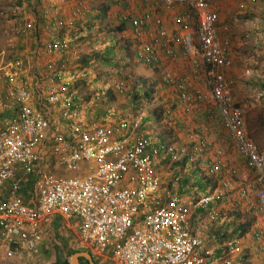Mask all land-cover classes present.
Returning a JSON list of instances; mask_svg holds the SVG:
<instances>
[{
    "label": "built area",
    "instance_id": "1",
    "mask_svg": "<svg viewBox=\"0 0 264 264\" xmlns=\"http://www.w3.org/2000/svg\"><path fill=\"white\" fill-rule=\"evenodd\" d=\"M147 1L166 7L174 4L188 7V12L184 10L174 18L182 30L183 53L190 57L195 69L202 66L207 73L210 98L217 106L234 149L254 173L252 183L237 191L238 202L247 205L251 190L256 208L264 217V153L248 135L243 110L225 81L223 71L233 63L227 52L228 40L219 39L215 0ZM24 6L23 3L20 7L22 13ZM81 11H71L66 24L73 25ZM150 21L155 22L156 29L159 27L160 35H167L160 25L161 19H153L151 12L133 19L132 23L139 28ZM158 47L142 45L137 53L139 59L156 63ZM69 48L70 39L65 34L44 43L43 52L48 54L45 94H37L45 112L35 107V97L27 83H15L14 75H9V87L0 94V110L10 101L16 110L0 125V186L10 181L8 197L0 199L1 239L9 244L18 243V250L38 253L43 227L58 215L73 228L80 246L110 264H233V256L239 250L237 244L222 242L219 251L208 246L196 232L183 197L163 185L156 167L159 144L156 136L142 129L141 116H120L109 107L100 120L91 124L78 119L76 102L80 97L73 84L79 74L70 70L64 57ZM164 50L167 55L174 54L169 46ZM165 84L176 87L187 108L207 96L201 91H185V78L167 76ZM114 87L124 92L125 81H116ZM104 93L100 89L95 99H101ZM50 106H57L62 118L69 119L63 130H54L48 113ZM71 106L74 110L69 109ZM207 144L206 140H200L197 151L202 152ZM167 150L172 160L178 159L174 146L167 145ZM46 151L54 164L76 174L61 176L50 172L46 167L49 157ZM220 155L221 151H217L213 163H205L209 173H218L224 167ZM19 170L36 174V200L31 206L23 203L20 196ZM222 186L193 198L195 209L207 211L206 221L217 217L215 203L232 188L230 181ZM210 204L214 205L209 207Z\"/></svg>",
    "mask_w": 264,
    "mask_h": 264
},
{
    "label": "rangeland",
    "instance_id": "2",
    "mask_svg": "<svg viewBox=\"0 0 264 264\" xmlns=\"http://www.w3.org/2000/svg\"><path fill=\"white\" fill-rule=\"evenodd\" d=\"M17 1L18 0H0L1 95H3L4 91H6L9 87V75H14L13 77H17V81H14L15 83L25 82L27 83L29 89L33 90L35 107L40 109L42 112H45L46 109L41 106L37 94V92H39V95L43 96L45 94L44 87L46 86V73L43 67L48 56L46 57L43 53L42 44L47 42L49 36H52L55 26H60L55 29V33H60V31H62L63 33L60 34H67L70 39V48L64 57L67 59L70 70L76 71L79 74L78 79L74 82V89L80 97L79 101L76 102V109L80 114L78 119L86 124L96 122L99 117L89 118V115L95 114V111H101V109L107 106L114 108L120 113V116L138 115L144 118L148 115V122L145 123L146 128H144V130L151 135L153 134V136H156V142L162 145L164 151L167 149L166 141L168 138L165 137L163 139L162 135H159V133L162 134L164 130L170 131L171 127H175L173 128L171 135L176 142L173 139L171 144H174L176 147L181 145L180 147L182 148V151L185 152L179 153L178 159L176 160L177 162H174L175 160L172 159H165L163 161L166 162L163 163L161 162L163 156H157V173L160 175L163 185L171 184V188L181 194L187 208L189 209L190 219L191 213H193V220L198 222L200 219H197V217L200 216V218H202L205 214L203 212L202 214H198L199 212L196 210L199 211V209H195L192 204L193 198L194 196L201 195L210 189L207 188L205 191H201V189H199V183L201 182L199 177L202 178L203 181L209 180L216 188L221 186V181L229 180L232 184V188L224 194L223 198H220L216 202L214 208L217 212L221 213V216L225 217L224 222L231 221L232 219L228 218V212H242L243 203L239 204L237 191L239 190L238 188L244 186L242 182H240L243 176H239L236 172L234 173L230 168L231 165H235L233 164V158L237 155H235L231 142L221 138L222 134L228 137V131L223 127V120L220 119V115L217 111L213 112V116L206 117L200 110L205 108L200 105H205L206 111L207 109L212 111L215 110L214 104L211 105V102L209 101V97L206 96L202 101L197 102L199 106L197 105L198 107L195 109L200 111V115L197 114V116H187V119H184L182 108L180 106L173 105V102H171V97H174L173 95L176 93L173 88L166 87V89H163V87H160L158 84H152V82L148 81V78H150L151 80L154 79V81L162 83L166 73L162 72L160 69L159 71H156L153 68L145 67L142 60L139 59L136 54L140 49L139 42L141 39L136 38V41L135 39H132L133 37L132 34H130V30H127L122 35L117 32L113 33L116 46L121 43H126V45H128L125 54L124 52L121 53V55L117 54L116 57H118V59L115 57V61L118 62V65L107 66L100 61V58L93 56V53H103V47L107 45V41H109L110 36L106 34L105 28L118 25L117 14H119L122 9V7H120V5H122L120 0H117L119 1L117 4L113 3L111 0H26L27 11H25L24 8V13L20 12L21 10L18 9L19 5ZM35 1L37 3H35ZM34 4H36L35 7L32 6ZM82 5L87 9L84 13L81 8ZM103 6H107L106 12L102 14L103 16L101 18H96L95 15L100 13L99 9ZM248 6L249 8L253 7V4L249 2ZM74 9H82L81 19L75 20L74 25L70 26L74 28L75 31H80L81 36L78 38H74L71 28H66L69 27L66 24L68 17ZM41 10L42 12H40ZM160 11L162 10L160 9ZM250 12H252L254 14L253 16H255V13L252 10H250ZM41 14L43 21L40 18ZM236 14L238 13L236 12ZM155 17L157 16L154 15L153 19ZM58 21H61L62 23L60 22L61 24H58ZM152 23L154 25L155 22L152 21ZM89 24L94 27L90 32H86V26ZM62 28H65V30H62ZM21 29H24L25 31L22 32ZM49 32H52V34ZM85 34L88 36H85ZM35 47L38 48V51L34 50ZM253 55L255 56L256 61H264V54L261 53ZM177 58H180L179 60L184 63V65L189 64V57H183L180 55ZM174 59L176 60V58ZM176 61H178V59ZM232 66L237 72L233 71L232 68H229V71H227V77L228 75L233 76L236 73H239L237 80L241 85L240 89L244 95H253L252 89L249 91L246 84H243L246 83V81H250V79L264 77V69H251L249 67L243 68L242 66L240 67V65H236V67L234 63ZM191 68L193 71L194 68L192 66ZM184 73L188 74L189 69H185L183 74ZM195 73H199V71H196ZM35 75L42 79L41 82L38 83L37 89H35L34 85V82L36 81ZM118 80L125 81L124 92H118L115 89L114 84ZM204 85L208 91L201 90V92L208 95L209 87L205 79L201 81L197 88L203 89ZM230 88L232 90V86ZM100 89H104L105 93L101 99L96 100L95 94L99 92ZM87 105H90V107L87 108ZM6 107L14 109V104L11 101L7 102ZM73 107L74 106H71L69 109L74 110L72 109ZM159 107L166 112V115H169L170 118H167L168 120L164 118L161 122H157L154 118L151 119L150 116L152 115L153 109ZM49 108L48 113L51 118L52 115L59 116L60 114L62 117V112L57 106H50ZM52 108L53 110L51 112ZM175 109H177V111ZM245 110L246 108L244 106L243 111L248 135L264 152V148L261 147V145L264 146V126L263 122L260 123L259 119L260 115H264V108L261 106L259 108H255L253 111L249 110L248 112L251 114L250 116H246ZM83 115H85V117H83ZM177 117H179L180 123L186 125V127H179L177 124H174V119ZM196 119L199 120L200 123H197ZM67 121H69V119H62V124L59 122L57 126L53 125L54 130L58 131L62 130L61 127L65 128ZM186 131L190 133L185 134L184 132ZM194 134L197 136L194 140H192ZM198 136L207 138L211 143V148L205 153H202L201 156L195 154L192 160H185L184 157L186 155H184V153L188 152L187 149H189V146L194 144ZM216 137H220V141L217 140ZM187 143L190 144L186 145ZM216 150H223V162L226 166H228L230 172H218L211 174L204 166L205 163L200 165V162L197 161L199 157L203 159L213 158ZM45 154L49 156L48 151H46ZM49 157L47 158L49 161L46 162V166L49 165V167H47L50 172L61 176H71L73 174L72 172L63 169V167L54 164V159ZM58 169L60 171H58ZM82 173L83 171L79 174ZM242 213L243 214H240L241 216L235 218L234 221L245 225L250 224L252 212L244 211ZM257 216L254 214V218ZM260 216L263 217L261 213ZM211 223L212 222L209 224ZM207 225L208 224H202L201 227L206 231V229H208L206 228ZM223 228L224 226L221 227L219 231H223ZM252 229L256 230L254 228ZM202 232L203 236L206 237V232ZM207 233H209V230ZM229 237L232 236H228L227 238ZM203 239L205 240V238ZM205 242L209 245L212 244L208 241ZM39 244L38 249L40 251ZM211 246L214 245L212 244ZM60 247L61 254H64L67 257H69L72 250H74L73 247L68 250L66 247H64L63 250L62 245H60ZM237 261L239 262L240 259Z\"/></svg>",
    "mask_w": 264,
    "mask_h": 264
},
{
    "label": "crops",
    "instance_id": "3",
    "mask_svg": "<svg viewBox=\"0 0 264 264\" xmlns=\"http://www.w3.org/2000/svg\"><path fill=\"white\" fill-rule=\"evenodd\" d=\"M36 1L35 3H37ZM249 2L253 4V7L249 8L248 6ZM148 3L149 4L147 5L146 3L142 4L141 0H127L126 2L123 3V5L125 6V7L123 6V8L126 10H129V12H131L133 16L136 15L135 13L142 14V13L151 12L153 16L156 15L157 17H161L165 23L167 37L171 40L172 46L176 50L181 49L183 46L181 44L182 30L177 26V24L174 21V18L176 15L180 14L182 10H186L185 7L182 8V6L180 5H176L175 7L173 6L166 7L165 5H159V6L154 5L152 2L151 3L148 2ZM215 4L219 12V18L217 22V31L219 34V39L221 41L228 40L227 41L228 42L227 52H228V55L232 59V63H234L235 66L240 65V67L242 66L243 68L249 67L251 69H256V68L264 69V61L263 60L256 61L255 56L253 55V54H261V53L264 54V0H215ZM32 6L35 7L36 4ZM160 9L162 11H160ZM250 10H252L255 13V16H253L254 14L250 12ZM236 12L238 14H236ZM154 30H155V27L152 21H150L148 22L146 27L141 32H138L137 34H132V37H133L132 39H135V41H136V38L141 39V41L139 42L140 43L139 48L144 44H154L155 45L158 39H157L156 32ZM80 36H81V33L77 35V37L74 36V38H78ZM193 41H194L193 43L196 49L198 44H197L195 34H194ZM43 46H44V43L42 44V48ZM155 46L157 47V45ZM34 50L38 51V48L35 47ZM45 55L46 57L48 56V54H45ZM157 57L159 58V61L161 62L160 63L161 67H159V69L162 72L166 73L164 77L171 76L174 78H178V77L185 78L186 83H187V88L190 93L192 92L195 93L196 91H201V90L208 91L205 85L203 89L197 88L198 85H200L201 81H203L204 79L207 82L208 75L205 72L204 68L202 67H198L197 68L198 70L195 69L191 64V59L188 62L189 63L188 65H184V63H182L179 60L182 57L180 58H177L179 56L174 57L176 58V60L178 59V61H176L173 57L171 58L168 57V55L159 47L157 48ZM191 66L194 68L193 71H192ZM187 68L189 69V73L183 74V72ZM231 68L233 69V71H235L233 66ZM43 69L46 73L45 65ZM196 71L197 72L199 71V73H195ZM238 74L239 73H236L233 76L228 75V78L231 81L230 86H232V93L235 96L236 100L238 101V105L242 108V110H243V107L245 106L246 108L245 114L246 116H250L251 114L248 112L249 110L253 111L255 108H259L261 106L264 108V77L250 79V81H246V83H244L243 85L246 84L249 91L250 89H252L253 95H250V94L244 95V93L240 89L241 85L239 84V81L237 80L239 76ZM187 77L189 78V80ZM35 78H36V81L34 82V85L36 89V86L38 85L39 82H41L40 80L42 79L37 75H35ZM148 81L152 82V84L153 83L158 84V81H154V79L151 80L150 78H148ZM159 86L163 87L162 84H159ZM166 87L167 86L163 87V89H166ZM170 87H172L173 90L176 92L173 95L174 97H171L172 98L171 102H174L177 96V90L175 86H170ZM207 96L209 97V101L211 102V105L214 104L213 100L210 98V92H208ZM197 105H198L197 103H194L192 106H194V108H197L199 106ZM200 106L205 107L204 109L202 108L200 110H201V113L204 114L206 117L213 116L214 115L213 112L215 111L218 112L217 106L215 104H214V108H215L214 111L210 109H207L206 111L205 105H200ZM89 107L90 105H87V108ZM107 108H109V106L104 107L103 109H101V111H95L96 113L89 115V118L99 117L97 120H100V118L105 114ZM52 110L53 108L51 109V112ZM175 110L177 111V109ZM49 111H50V108H49ZM15 112L16 110L11 109V107L10 108L5 107L1 109L0 125H2L1 123H4V121H6L12 115H14ZM201 113L199 110L195 109L194 114H191V115L197 116V114L200 115ZM243 115H244V111H243ZM83 117H85V115H83ZM169 118L170 117H168V119ZM263 118H264V115H263ZM51 119H52V125L57 126V124H59V122H61L63 118L61 117V114H60L59 116L52 115ZM184 119H187V117L184 116ZM196 122L200 123V121L197 119H196ZM262 122L264 126V119ZM183 127H186V125H183ZM61 128L62 130L64 129V127H61ZM184 133L189 134L190 132L186 131ZM193 136L194 137L192 140H194L197 135L194 134ZM216 139L219 140L220 137H216ZM189 144L190 143H187L186 145H189ZM261 147L264 148L263 145H261ZM260 150L263 152L261 148ZM234 152H235V155H237L235 156V158H233L234 159L233 164L235 165H231L233 167H231L230 165L229 166L233 170L234 173L236 172V174H238L239 176H243L240 182H242V184L247 187L249 183L250 182L252 183V181L254 180L253 179L254 173L250 168H248V166L245 163L244 158L235 149H234ZM47 161L49 160L47 159L46 162ZM161 162L165 163V161L163 160ZM55 164L58 165L56 162ZM47 166L49 167V165ZM59 169L58 171H60ZM74 174L75 173H73L72 175ZM17 177H20L21 179L20 180V183H21L20 196L22 198L23 203L30 205V206L33 205L36 200V192L34 189L35 182L32 184L31 181L36 180V174L35 173L24 174L22 173L21 170H19L17 172ZM9 187H10V181H6L4 185L0 186V199L4 200L8 197ZM249 192L251 195L250 201L247 205L242 206L243 207L242 212L244 211L252 212V215L250 217L251 223L249 222L250 224L248 225L238 223V224H241L247 227L246 231L240 236L233 234V235H230L232 237L227 238L228 236L225 235L226 237H223L221 238V240H219L220 237H222L221 235L222 231L219 232L221 227L216 221H217V218H220V220L225 219V217L221 216V213L219 212L216 218H214L213 220L206 221L207 211H202L201 209H199V211L196 210L197 212H199L198 214H202V212L205 214L204 217L202 218H200V216L197 217V219H200V221L198 222H195V220H193V213H191V222L194 224V227L197 229L196 232L199 234L201 238L202 237L205 238V240L202 238L204 241L211 242L212 244L214 243L213 245H215V247L217 248V251L220 250L219 247H221L222 242L237 244L239 250L233 256V264H241L237 260L244 258L245 255H246V258L244 259L245 261H247L246 264H264V218L260 216V213H257L258 209L256 208V204H255L256 199L254 197V193L251 190ZM242 212L238 211L239 217L241 216L240 214H243ZM230 213L231 212L227 213L228 218H232L229 216ZM254 214L255 216L257 215L258 216L254 218ZM210 222L212 223L209 224ZM63 223H64V226H63ZM202 224H208L206 227L208 229H206V231L204 228L201 227ZM68 225H69L68 223L63 222V220L60 219V216L55 215L52 218L51 222L47 224V226L43 227L42 240H41V243L39 244L40 251L38 249V253H35V254L25 250L24 248L22 250H18V245H19L18 243L9 244L5 242L4 240H2L0 237V264H47L49 260L56 259L57 253L55 251L58 252V258L63 259L67 256L64 254H61L60 245L63 246V250H64V247H66L67 250L73 247L74 250H72L71 254L76 253L74 252L75 250L77 252H89L90 253V250L88 248H85L79 245V243L76 241V235L74 233L73 228ZM252 228L256 230H253ZM208 230H209V233H207ZM202 231L206 232V237L203 236ZM260 231H262V234H259ZM260 236H261V239H259ZM207 245L211 246L209 244ZM46 250L48 251V253L45 252ZM9 252H11V254H9ZM68 258L69 257H67V259ZM93 259L95 260L97 264H110L108 261L103 260V259H97L95 257H93Z\"/></svg>",
    "mask_w": 264,
    "mask_h": 264
},
{
    "label": "trees",
    "instance_id": "4",
    "mask_svg": "<svg viewBox=\"0 0 264 264\" xmlns=\"http://www.w3.org/2000/svg\"><path fill=\"white\" fill-rule=\"evenodd\" d=\"M22 1L23 0H18L17 1V3H18V9H20V7H21V5L24 3V8H25V11H27V9H26V0H24L23 1V3H22ZM113 3H119V1H117V0H111ZM110 1V2H111ZM127 0H120V3L122 4V5H120V7H122V9H121V11L119 12V14H117L118 15V25H115L114 27H106L105 29H106V34L108 35V36H110V38H109V41H107V45H105L103 48V53H93V56L94 57H98V58H100V61L103 63V64H105V65H107V66H114V65H118V62H116L115 61V57L117 56V54H120L121 55V53H123L124 52V54H125V52H126V49H127V47H128V45H126V43H121L120 45H117L116 46V41L114 40V32H117V33H119V34H123V33H125L127 30H130V34H137L138 32H141L145 27H146V25L148 24V23H146L143 27L141 26V27H139V28H136L134 25H133V23H132V20L133 19H135V18H138V19H141L142 17H143V15L145 14V13H135L136 15L135 16H133L132 15V13L131 12H129V10H125L124 8H123V3L124 2H126ZM141 3L143 4V3H146L147 5L149 4L148 3V1L147 0H141ZM145 4V5H146ZM160 5H162V4H160ZM177 4H174V5H172L173 7H175ZM159 6V5H158ZM125 7V6H124ZM185 7V6H184ZM184 7H182V8H184ZM83 9V13L84 12H86V8L85 7H83L82 8ZM185 9L187 10V12L189 11L188 10V7H185ZM106 10H107V6H103V7H101L100 9H99V12L100 13H97L96 15H95V17L96 18H101L103 15L102 14H104L105 12H106ZM185 10V11H186ZM184 10H182L181 12H183ZM21 12V11H20ZM40 12H42V11H40ZM88 14V13H87ZM125 15V18L123 17ZM40 18H41V20L43 21V17H42V14L40 15ZM160 19H161V21H162V23L160 24L164 29H166L165 28V23H164V21H163V19L161 18V17H159ZM77 19H81V16L79 17V18H77ZM76 19V20H77ZM218 22V21H217ZM73 25H74V23H73ZM73 25H70V26H73ZM66 27V28H71V30L73 31V33H72V35L73 36H76L77 37V35H79L80 34V31H75L74 30V28H72V27ZM94 26H92V25H88V26H86V32H90L91 31V29L93 28ZM155 27V26H154ZM216 27H217V23H216ZM58 27L57 26H55V29H57ZM158 29H156V27H155V32H156V35H157V41H156V43H155V45H157V46H159L160 47V49H162L164 52H165V50H164V48H166L167 46H169V47H171L172 49H173V51H174V54L171 56V55H168V57H177V56H180V55H182L183 57H188V55H185L184 53H183V49L181 48V49H179V50H176L173 46H172V44H171V40L167 37V35H160V33H159V27H157ZM55 29L53 30V34H52V32H49L50 34H52V36H49L48 37V40H50L51 38L53 39L55 36H61V34L60 33H63L62 31H60V33H55ZM61 29V28H60ZM62 30H65V28H62ZM69 30V29H68ZM132 31V32H131ZM67 37H68V35L67 34H65ZM85 36H88V35H86L85 34ZM151 45H154V44H151ZM113 52H114V54H113ZM166 53V52H165ZM138 55V54H137ZM157 55V54H156ZM65 56V55H64ZM117 59H118V57H116ZM116 62V63H115ZM143 62V61H142ZM144 63V65H145V67H147V68H153L154 70H156V71H159V67H161V62L159 61V58H158V60L156 61V63L154 62V63H145V62H143ZM202 67V66H201ZM232 67V66H231ZM231 67H229V68H231ZM203 68V67H202ZM208 68H210V66L208 67ZM229 68H225L224 69V75H225V81L228 83V86H229V88L231 87L230 86V79L227 77V71H229ZM167 77V76H166ZM144 79V78H143ZM159 84H162V86L163 87H165V86H167V87H170V86H168V85H166L165 84V77H164V79L162 80V83H159V81H158V85ZM161 87V86H160ZM177 90V89H176ZM230 90H231V88H230ZM185 91H187V92H189V90H188V88H187V86H186V88H185ZM231 92H232V90H231ZM179 91H177V96H176V99H175V101L172 103L173 105H175V106H180L181 108H182V113H183V115L184 116H192L191 114H194V111H195V108H194V106H192L194 103H191L189 106H188V108L182 103V101H181V98H180V95H179ZM147 94V93H146ZM233 94V93H232ZM193 108V109H192ZM262 114V113H261ZM151 117V119L152 118H154L155 119V121H157V122H161L164 118H168L169 117V115H166V112L163 110V109H161L160 107L159 108H155V109H153V112H152V115L150 116ZM148 118H149V116L147 115L146 117H142V121H141V126H142V129H144V128H146V126H145V123L146 122H148ZM220 119H221V117H220ZM259 119H260V123H262V121H263V115H260V117H259ZM168 120V119H167ZM222 123V122H221ZM174 124H177L179 127H181V126H183V124L182 123H180V119H179V117H177V118H175L174 119ZM222 125H223V127L224 128H226L225 126H224V124L222 123ZM173 128H175V127H171L170 128V131H166V130H164L163 132H162V134H160L159 133V135H162V138L164 139L165 137H167L168 138V140L166 141V146L167 145H172V146H174L173 144H171V142H172V140L174 139L173 138V136L171 135V132H172V130H173ZM249 129V128H248ZM227 130V129H226ZM223 140H228L229 142H231V145L233 146V148H234V144H233V141H232V139H231V137H230V135H228V137H226L225 135H223L222 134V137H221ZM220 138V139H221ZM200 140H206L207 141V146H206V148L202 151V152H198L197 151V147L199 146V141ZM174 141L176 142V140L174 139ZM211 143H210V141L207 139V138H205V137H202V136H198V138H197V140L194 142V144H192V146H189V149H187V151L188 152H186V153H184V155H186L184 158H185V160H192L191 158L196 154V153H199L198 155L199 156H201L202 155V153H205L208 149H210L211 148ZM179 146H181V145H179ZM179 146H174V149L177 151V153H178V155H179V153H182V152H185V151H182V148L181 147H179ZM158 151H157V156H163V158H162V160H167V159H171V153L170 152H168V150L167 149H165V151L163 150V147H162V145L161 144H159L158 145ZM186 150V149H185ZM217 151H221V153L223 152V150H216V152H215V156L213 157V158H211V159H203V158H201V157H199V159H197V161H199L200 162V165H202L203 163H208V164H212L213 163V161L215 160V157L217 156ZM197 155V154H196ZM221 157H222V155H220ZM223 158V157H222ZM166 162V161H165ZM174 162H177L176 160L174 161ZM157 164H158V161H157V163H156V167H157ZM221 173H223V172H230V169H228V166H226L225 165V163H224V167H222L220 170H219ZM34 177V176H33ZM199 179L201 180V182L199 183V189H201V191H205V189H207V188H210L208 191H212L214 188H215V186L213 185V184H211L210 183V181L209 180H204L203 181V179L202 178H200L199 177ZM227 181H229V180H227ZM32 182V184L35 182V180H33V181H31ZM225 181H221V186H219V188H223V186H222V183H224ZM166 187H172V185L171 184H169V185H165ZM207 191V192H208ZM227 191H230V190H227ZM227 191H225V193L227 192ZM176 192V191H175ZM207 192H204L203 194H206ZM177 194H179L178 192H176ZM224 193V194H225ZM224 194H223V196H221L220 198H223L224 197ZM180 196H181V194H179ZM193 195V194H192ZM214 204H210L209 205V207H212ZM202 211H205L204 209H201ZM229 216L230 217H232V219H231V221H227V222H224V220H220V218H217V221H218V224L221 226V227H223L224 226V230L221 232V235H222V237H220V239L219 240H221V238H223V237H226V236H230V235H233V234H235V235H237V236H240V235H242L245 231H246V229H247V227H245V226H243V225H241V224H238V223H236L235 221H234V219L235 218H238L239 217V213H238V211H236V212H231L230 214H229ZM230 228H232V229H230ZM220 232V231H219ZM226 235V236H225ZM214 244V243H213ZM215 246V245H214ZM261 247H262V245H261ZM261 247H260V249H261ZM46 253H48V251L46 250L45 251ZM56 253H57V256H56V259H54V260H49L48 261V263L47 264H69L68 263V259H67V257H65V258H63V259H60V258H58V252L57 251H55ZM74 252H77L76 250L74 251ZM50 253V252H49ZM244 258H246V255L244 256ZM244 258H242V259H240V261H239V263H241V264H246L247 263V261H245V259ZM79 261H80V263L81 264H89V262H88V260L85 258V257H80L79 258Z\"/></svg>",
    "mask_w": 264,
    "mask_h": 264
},
{
    "label": "water",
    "instance_id": "5",
    "mask_svg": "<svg viewBox=\"0 0 264 264\" xmlns=\"http://www.w3.org/2000/svg\"><path fill=\"white\" fill-rule=\"evenodd\" d=\"M81 256L86 257L89 264H97L89 252H76V253L71 254L68 258V263L69 264H81L79 261V257Z\"/></svg>",
    "mask_w": 264,
    "mask_h": 264
},
{
    "label": "clouds",
    "instance_id": "6",
    "mask_svg": "<svg viewBox=\"0 0 264 264\" xmlns=\"http://www.w3.org/2000/svg\"><path fill=\"white\" fill-rule=\"evenodd\" d=\"M219 13V12H218ZM219 113V112H218Z\"/></svg>",
    "mask_w": 264,
    "mask_h": 264
}]
</instances>
